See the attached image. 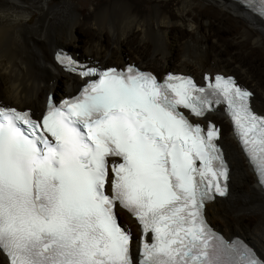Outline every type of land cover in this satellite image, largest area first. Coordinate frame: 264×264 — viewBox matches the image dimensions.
<instances>
[{"label":"snow or ice","instance_id":"snow-or-ice-1","mask_svg":"<svg viewBox=\"0 0 264 264\" xmlns=\"http://www.w3.org/2000/svg\"><path fill=\"white\" fill-rule=\"evenodd\" d=\"M241 3L264 17V0ZM58 59L90 78L77 96L50 103L39 118L0 105L7 264H264L209 227L205 205L226 194L229 170L219 129L190 119L224 105L264 185V116L251 109L249 90L222 75L199 86L179 74L161 81L134 65L101 70ZM118 207L140 226L135 255Z\"/></svg>","mask_w":264,"mask_h":264},{"label":"bare ground","instance_id":"bare-ground-1","mask_svg":"<svg viewBox=\"0 0 264 264\" xmlns=\"http://www.w3.org/2000/svg\"><path fill=\"white\" fill-rule=\"evenodd\" d=\"M237 3L233 0H0V100L6 106L40 108L49 91L61 88L71 93L77 88L80 78L63 73L50 56L57 40L80 47L102 66L109 65L105 63L110 59L121 66L131 54L140 65L153 66L159 77L171 65L178 68L174 71H189L197 79L202 73L212 71L211 68L214 69L208 71L211 74L220 72L219 68L237 69L243 80L256 85L263 97L264 86L260 83L264 84L261 69L264 22ZM198 6H205L213 13L204 15ZM33 15H36L34 21ZM220 16L240 26L230 41L240 55L226 52L212 35L211 22ZM82 27L89 30L90 39L77 36ZM133 37L136 41L129 46L127 40ZM259 98L253 94L251 106L264 114V100ZM216 115L220 113L213 114ZM209 117L213 118L212 114ZM223 123L225 131L222 133L220 127L219 142L224 139L225 147L222 142L221 146L230 163L229 189L226 196L205 205V217L214 229L228 238L238 237L253 251H260L256 253L264 258V185L232 137L229 123ZM245 189L258 194L254 204L236 201ZM120 214L124 225L132 231L135 229L139 237L133 220ZM234 227L244 230L253 242L245 235L246 238L232 234L236 231L229 230ZM0 262L7 264L2 254Z\"/></svg>","mask_w":264,"mask_h":264},{"label":"rangeland","instance_id":"rangeland-1","mask_svg":"<svg viewBox=\"0 0 264 264\" xmlns=\"http://www.w3.org/2000/svg\"><path fill=\"white\" fill-rule=\"evenodd\" d=\"M56 1H59V0H56ZM170 3H168L167 4V8L170 6L169 5ZM198 9L201 11V12H203L204 13V15L206 14V15H209V14H212L213 13V11H211L210 9H208L207 7H205V6H198ZM169 11H170V13L172 14L173 12H172V10L170 9V7H169ZM250 12V11H249ZM35 17H36V15H33L32 16V21H34L35 20ZM222 16H220V18L218 19V20H216V21H213V22H211V26L213 27L212 29H213V33H212V35L213 36H215V37H217L216 38V40L218 41V45L219 46H221L226 52H228V53H231L232 55H240L239 53V51L238 50H234L232 47H231V45H230V41H231V38H232V36L236 33V32H238V30H239V25L234 21H232L231 19H223V18H221ZM212 21V20H211ZM178 27V26H177ZM179 28V27H178ZM178 33V32H177ZM77 36H81V37H83L84 39H90L91 38V33L89 32V30L86 28V27H82V28H80L78 31H77ZM180 36H182L181 34H180ZM58 41V44H57V47H63V48H65L66 50H68V52H73V54L74 53H79V54H81V55H83L84 57L85 56H89V55H87V53L85 54V52L80 48V47H74V46H71V45H69V46H67V45H65L62 41H60V40H57ZM57 41H55V42H57ZM60 41V42H59ZM135 41H136V37H133L132 39L130 38V39H128L127 40V42H128V44H129V46H132L134 43H135ZM211 43H213L214 44V40L213 41H211ZM146 48H147V46H146ZM222 48H221V50H222ZM228 48V49H227ZM84 52V53H83ZM225 52V53H226ZM242 53V52H241ZM246 54H249L248 52H245ZM242 54H244V53H242ZM175 55V54H174ZM50 56L52 57V54L50 53ZM263 56H264V53H263ZM89 57H92V58H94L93 56H89ZM212 60H215V59H212ZM129 61H134L136 64H138V65H140L139 63H137V61L134 59V57L131 55V54H128V56H126L125 57V60H124V62H129ZM101 64V63H100ZM105 64H109V65H118L117 64V62H116V60H112L111 61V59L110 60H108ZM104 65V64H103ZM119 65H121V63H119ZM212 65H214V64H212ZM142 68H146V69H149V70H151V71H153L154 73H156L157 74V72H156V70H155V68L153 67V66H150V65H140ZM172 66V67H171ZM171 66H168L167 67V69L168 70H173V69H177L178 70V68L176 67V66H174V65H171ZM212 67V66H211ZM261 69H263L264 70V67H261ZM210 70H214L213 68H211ZM218 70V69H217ZM181 71H185V70H183V69H181ZM209 71V70H208ZM207 71V72H208ZM212 71H209V72H212ZM218 71H220V72H224V73H229V74H233L236 78H237V80H238V82H240L242 85H245L246 87H248V88H250L251 90H252V92H253V94H257V99H259L260 100V98L259 97H261V98H263V100H264V96L262 97V95L260 96V92L258 91V89H257V86L256 85H254V84H252V83H249V82H245L244 80H243V78L241 77V75H240V73H239V71L237 70V69H229V70H227V69H220L219 68V70ZM186 72H189V71H186ZM189 73H191V72H189ZM192 74V73H191ZM192 75H194V74H192ZM195 76V75H194ZM260 80V79H259ZM61 82V81H60ZM260 85H262V86H264V84H263V82L261 81V83H260ZM64 90V91H63ZM62 90V92H57L58 90H53V92H54V96H55V98H57V97H59L60 95H62V94H65V93H69V91H66L65 89H63ZM1 92V91H0ZM262 100V99H261ZM13 103V102H12ZM16 105V104H15ZM19 106V105H18ZM21 107V106H20ZM30 107V106H29ZM214 114V113H213ZM213 114H212V117L213 118H211L212 120H214L217 124H219L220 125V127H221V129H222V133L225 131V125H224V123H223V121L226 123V121L224 120V118L221 116V115H216V116H213ZM214 117L216 118V120L214 119ZM219 119H222V121L221 120H219ZM228 123V122H227ZM227 125V124H226ZM221 142L223 143V145H224V147H225V141H224V139L223 140H221ZM220 142V143H221ZM230 158V157H229ZM235 199V196H233V200ZM259 199V197H258V194L256 193V192H254V191H252V190H249V189H245V190H243L242 192H240V194H239V196L236 198V201L238 202V203H242V202H246L248 205H252V204H254L257 200ZM250 200V201H249ZM247 213H249V215L250 216H253L252 215V213H251V211L249 212H247ZM121 218H122V216H121ZM218 227H220V226H218ZM225 230V229H224ZM229 231H236V233H232V234H234V235H239L240 237H244V238H246L245 236H247V240H249V239H251V237L248 235V234H246V232L244 231V230H240V229H237V227H234V228H232V229H230ZM133 236H134V244L136 243V238H137V231L135 230V229H133ZM245 235V236H244ZM249 238V239H248ZM251 240H253V239H251ZM250 241V240H249ZM251 243L253 242V241H250ZM254 246V245H253ZM255 247V246H254ZM255 249H256V247H255ZM257 250V249H256ZM260 252V251H259ZM258 252V253H259Z\"/></svg>","mask_w":264,"mask_h":264},{"label":"trees","instance_id":"trees-1","mask_svg":"<svg viewBox=\"0 0 264 264\" xmlns=\"http://www.w3.org/2000/svg\"><path fill=\"white\" fill-rule=\"evenodd\" d=\"M62 90H63V89H61V88L58 89V91H60V92H62ZM119 221H120V222H123V220H122L121 217L119 218ZM120 224H121V223H120ZM121 226H122V225H121Z\"/></svg>","mask_w":264,"mask_h":264},{"label":"water","instance_id":"water-1","mask_svg":"<svg viewBox=\"0 0 264 264\" xmlns=\"http://www.w3.org/2000/svg\"><path fill=\"white\" fill-rule=\"evenodd\" d=\"M239 84V82H237ZM256 250V249H255ZM257 252V251H256ZM258 253V252H257Z\"/></svg>","mask_w":264,"mask_h":264},{"label":"clouds","instance_id":"clouds-1","mask_svg":"<svg viewBox=\"0 0 264 264\" xmlns=\"http://www.w3.org/2000/svg\"><path fill=\"white\" fill-rule=\"evenodd\" d=\"M240 84V83H239ZM248 88V87H247ZM252 91V90H251Z\"/></svg>","mask_w":264,"mask_h":264}]
</instances>
